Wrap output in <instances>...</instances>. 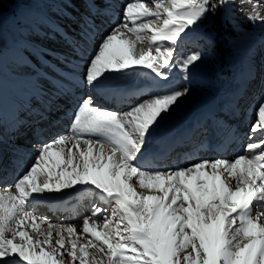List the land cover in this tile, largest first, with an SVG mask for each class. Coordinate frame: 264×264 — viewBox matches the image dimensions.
I'll list each match as a JSON object with an SVG mask.
<instances>
[{"label":"snow or ice","instance_id":"6c2138e0","mask_svg":"<svg viewBox=\"0 0 264 264\" xmlns=\"http://www.w3.org/2000/svg\"><path fill=\"white\" fill-rule=\"evenodd\" d=\"M246 2L249 19L264 22L260 5ZM228 3H126L122 20L86 60L81 83L113 86L140 68L160 83L123 112L101 107L92 95L82 97L70 132L36 146L26 170L0 187V264H264V97L244 148L255 155L201 157L162 168L152 165L147 151L161 123L190 94L187 75L181 86L168 83L172 71L187 74L202 59L199 51L180 55L162 42L175 45ZM145 41L147 48L137 47ZM74 75L64 79L78 86ZM67 190L91 199L79 230L54 224L35 208L48 194Z\"/></svg>","mask_w":264,"mask_h":264},{"label":"bare ground","instance_id":"6f19581e","mask_svg":"<svg viewBox=\"0 0 264 264\" xmlns=\"http://www.w3.org/2000/svg\"><path fill=\"white\" fill-rule=\"evenodd\" d=\"M19 2L25 10L20 18L9 16L0 24V46L11 39L27 49L24 58L18 56L10 61L5 57V63L0 59V159L5 163L0 164V187L13 184L26 170L33 161L36 146L70 132L73 112L82 97L92 95L101 107L123 112L144 98L153 82L160 83L143 68L135 73L128 72L113 86L91 89L81 83L86 60L111 27L122 20L124 6L131 0H94V4L86 0ZM229 2L234 25L245 33L236 42L238 72L233 79L234 88L218 93L212 80L203 71L198 73L194 66L187 74L172 71L168 83L181 86L185 83L183 76L187 75L190 94L180 100L149 140L147 151L152 154L150 158H155L152 165L156 167L187 166L189 161L201 157L257 154L245 153L244 148L251 121L255 118V106L264 97V80H259L264 73V22L249 19L251 5L246 0ZM253 2L260 5L264 15V0ZM22 21L25 28L20 24ZM199 29L197 23L182 34L175 45L162 42L163 46L174 47L180 55L194 52L200 49L205 38ZM148 46V41L137 44L138 48ZM70 72L75 73L72 79L78 86L64 79ZM121 82L125 83V88H118ZM61 87L66 91H58ZM120 89L122 94H116ZM133 91L134 97H126ZM10 123L16 124L12 127ZM229 132L235 135L229 136ZM19 135L21 143L16 139ZM184 139L191 142L183 143ZM217 139L223 142V149L213 155L203 153L215 148ZM227 141L229 145L225 151ZM173 142L176 146L184 145L188 159L183 164L180 160L173 165L158 162ZM65 195L72 198L69 204L78 203L75 209L64 206L61 211L60 204L50 205L52 200ZM35 208L54 224L71 223L79 230L83 217L90 214L91 199L78 195L75 190H67L48 194L35 204Z\"/></svg>","mask_w":264,"mask_h":264},{"label":"rangeland","instance_id":"374dc122","mask_svg":"<svg viewBox=\"0 0 264 264\" xmlns=\"http://www.w3.org/2000/svg\"><path fill=\"white\" fill-rule=\"evenodd\" d=\"M19 1L0 0V10H10L7 16L0 14V24L9 16L19 19L25 12ZM230 14L231 5L229 2L225 6L218 7L215 12H209L205 18L198 22L199 30L205 37L203 43H208V45L205 50H196L202 53V59L195 63L194 68L198 73L203 71L212 80L216 88L215 91L218 93L230 92L234 88L233 79L238 72L236 42L245 35L244 32L237 30ZM20 24L25 28L23 21ZM26 50L19 46L18 42L8 39V44L0 46V59L5 63L7 62L5 57L10 61L16 60L18 56L24 58ZM259 80H264V73Z\"/></svg>","mask_w":264,"mask_h":264},{"label":"trees","instance_id":"16d2710c","mask_svg":"<svg viewBox=\"0 0 264 264\" xmlns=\"http://www.w3.org/2000/svg\"><path fill=\"white\" fill-rule=\"evenodd\" d=\"M13 1V0H12ZM9 11L10 10H6V11H2V10H0V14H3L4 16L5 15H8L9 14Z\"/></svg>","mask_w":264,"mask_h":264}]
</instances>
